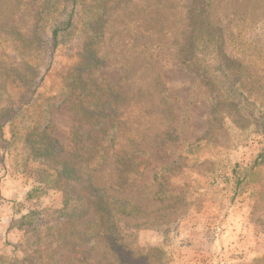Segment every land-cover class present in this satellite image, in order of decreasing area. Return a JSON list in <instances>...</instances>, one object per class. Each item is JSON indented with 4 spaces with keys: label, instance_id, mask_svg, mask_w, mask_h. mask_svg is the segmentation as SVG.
<instances>
[{
    "label": "rangeland",
    "instance_id": "obj_1",
    "mask_svg": "<svg viewBox=\"0 0 264 264\" xmlns=\"http://www.w3.org/2000/svg\"><path fill=\"white\" fill-rule=\"evenodd\" d=\"M45 2L0 0V28L13 27L31 40ZM203 3L214 9L225 30L228 57L249 78L245 89L235 86L236 95L219 115L213 112L210 88L176 57L187 12ZM105 20L97 49L100 64L94 76L87 72L84 77L122 96L115 110L104 108L112 117L111 137L117 135L106 163L94 173L95 163L87 166L86 161L99 132L96 123L87 122L70 103L25 105L34 91L42 97L56 95L60 76L77 63L84 40L81 6L74 17L76 31L56 50L50 46V24L39 30L43 43L35 54L23 56L0 42V127L20 109L0 130V264H60L70 248L53 236V225L62 216L64 200L81 195L89 184L139 210L116 221L124 261L99 234L101 216L89 208L76 227L91 237L93 248L88 261L75 264H138L133 260L145 256L162 260L160 264H264V203L259 197L264 167L255 176L258 182L250 181L236 197L228 178L230 166L250 156L243 147L248 139L259 136L239 125L264 117V0H126ZM18 75L32 77L30 85ZM47 140L56 147L50 166L44 156L35 159L33 154V147L42 150ZM134 146L148 153V163L134 185L116 191L110 186L118 177L116 155ZM61 162L85 165V178L90 175L85 185L66 176L58 186L50 184L57 180ZM171 165L176 172L161 189L169 199L161 201L152 181Z\"/></svg>",
    "mask_w": 264,
    "mask_h": 264
},
{
    "label": "trees",
    "instance_id": "obj_2",
    "mask_svg": "<svg viewBox=\"0 0 264 264\" xmlns=\"http://www.w3.org/2000/svg\"><path fill=\"white\" fill-rule=\"evenodd\" d=\"M126 0H46L44 6L39 13L37 24L35 27L34 37L31 40L23 38L13 27L0 28V42L8 43L12 51L23 56L37 53L41 46V35L39 30L45 24L52 25L51 48L56 50L61 41L76 31L74 17L78 6L82 8L83 21L81 26V34L84 37L81 51L78 53V61L60 76L62 84L56 95L50 97H42L37 91L31 95L30 100L25 105H35L39 102L46 108L50 106L61 107L65 103H70L75 112L81 114L87 122L96 123L99 127L98 134L94 137L93 148L86 161L87 166H92V172H96L103 164L106 163L109 153L107 149L113 147L116 141V133L111 137L109 130L112 124L109 112L104 109L115 110L113 105L118 103L122 93L112 91L113 89H101L97 80L92 77L85 78L84 74L93 75V71L99 64L97 49L103 42V28L105 25V17L107 13L114 8L120 6ZM214 9L209 4L203 3L197 7H191L187 12V25L182 29L181 36L183 39L181 44L176 41L178 52L176 57L178 63L188 71L194 73L200 78L204 84L212 91L213 94V112L220 114L221 109L225 106L227 100L236 95L237 88L245 89L248 77H243L242 65L237 60H232L226 53V44L228 37L225 30L214 18ZM43 43V42H42ZM54 54V51L53 53ZM92 71V72H91ZM18 80L27 86L32 81V77L28 75H18ZM222 79V82H220ZM45 80V75L40 78L39 85ZM155 80H159L156 77ZM9 82V80H7ZM223 85H230L225 88ZM226 92L223 93V90ZM126 94V93H125ZM231 106L235 107L234 103ZM216 111L218 113H216ZM13 113V112H10ZM224 113V112H222ZM20 114V109L0 127L3 130L7 122L13 121ZM226 114V113H225ZM264 116V115H263ZM102 118L101 121H98ZM230 118V116H229ZM253 119V118H252ZM113 121V120H112ZM237 123L236 121H232ZM240 128H252L253 131L259 132V136H252L243 147L250 151L249 157H243L230 166L228 178L233 183L234 197L241 195L243 188L249 186L250 181L258 182L256 175H260L264 167V117H258L251 123V119L239 125ZM101 134V135H99ZM3 136V133H2ZM92 136V135H90ZM43 153L40 147H33L35 159L42 158L49 166L53 160L52 156L56 147L49 140L43 141ZM187 157V156H186ZM118 165V177L116 182L110 185L116 191L125 190L134 185L143 175L141 167L148 163L149 155L139 146L134 149L122 150L116 155ZM42 162V161H41ZM43 162V163H45ZM56 163V161H55ZM83 164L61 162V171L57 174L56 181H50V184L58 186L62 176H66L69 181H79L85 185ZM145 170V168H144ZM143 170V171H144ZM176 172L174 165L163 167L161 171L154 175L152 183L158 185L159 196L161 201H165L168 192H164L166 178ZM46 186V183L44 184ZM43 189L35 187L34 190ZM82 189V188H81ZM82 194L76 198L64 200V209L61 211V218L53 225V236L63 241L69 246L68 254L61 259L60 264H75L77 261H88V256L93 248L94 242L91 237L84 231L76 227L77 221L83 218L89 208H93L101 216V227L99 234L109 244L110 249L119 258L125 261V247L121 245L119 231L116 225L118 216L136 215L138 208L129 205L127 202L121 203L109 194H100L98 188H94L92 184L84 186ZM32 193L29 195L31 198ZM259 197L264 203V189L259 192ZM71 202V203H70ZM68 208L71 211L68 212ZM90 255H89V254ZM88 254V255H87ZM264 259V256L262 257ZM157 260V261H156ZM151 261L148 256L144 259L139 257L134 262L140 264H160L161 261L156 259ZM167 264V262L163 263Z\"/></svg>",
    "mask_w": 264,
    "mask_h": 264
}]
</instances>
